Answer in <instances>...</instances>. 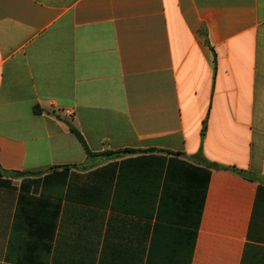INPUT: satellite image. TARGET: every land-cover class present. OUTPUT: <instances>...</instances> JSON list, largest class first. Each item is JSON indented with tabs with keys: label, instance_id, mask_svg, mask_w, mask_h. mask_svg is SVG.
Returning a JSON list of instances; mask_svg holds the SVG:
<instances>
[{
	"label": "crops",
	"instance_id": "obj_1",
	"mask_svg": "<svg viewBox=\"0 0 264 264\" xmlns=\"http://www.w3.org/2000/svg\"><path fill=\"white\" fill-rule=\"evenodd\" d=\"M0 264H264V0H0Z\"/></svg>",
	"mask_w": 264,
	"mask_h": 264
},
{
	"label": "trees",
	"instance_id": "obj_2",
	"mask_svg": "<svg viewBox=\"0 0 264 264\" xmlns=\"http://www.w3.org/2000/svg\"><path fill=\"white\" fill-rule=\"evenodd\" d=\"M75 132H76L77 135L79 136L80 140H81L82 142H84V140H83L82 136L79 134V132H77L76 130H75Z\"/></svg>",
	"mask_w": 264,
	"mask_h": 264
},
{
	"label": "built area",
	"instance_id": "obj_3",
	"mask_svg": "<svg viewBox=\"0 0 264 264\" xmlns=\"http://www.w3.org/2000/svg\"><path fill=\"white\" fill-rule=\"evenodd\" d=\"M67 113H68L69 115H71L72 112H71V111H67Z\"/></svg>",
	"mask_w": 264,
	"mask_h": 264
}]
</instances>
